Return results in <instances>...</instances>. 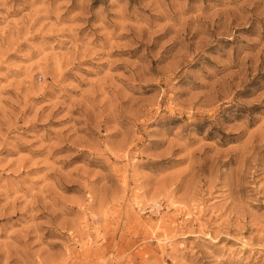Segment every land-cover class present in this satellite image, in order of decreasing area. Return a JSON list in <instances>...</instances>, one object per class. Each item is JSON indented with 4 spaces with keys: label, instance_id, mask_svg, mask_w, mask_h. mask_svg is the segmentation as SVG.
<instances>
[{
    "label": "rangeland",
    "instance_id": "1",
    "mask_svg": "<svg viewBox=\"0 0 264 264\" xmlns=\"http://www.w3.org/2000/svg\"><path fill=\"white\" fill-rule=\"evenodd\" d=\"M0 264H264V0H0Z\"/></svg>",
    "mask_w": 264,
    "mask_h": 264
}]
</instances>
